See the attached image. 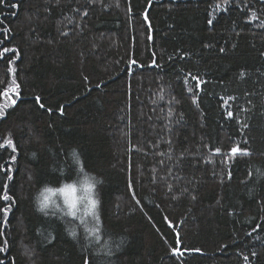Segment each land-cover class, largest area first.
Returning <instances> with one entry per match:
<instances>
[{"label":"trees","instance_id":"16d2710c","mask_svg":"<svg viewBox=\"0 0 264 264\" xmlns=\"http://www.w3.org/2000/svg\"><path fill=\"white\" fill-rule=\"evenodd\" d=\"M0 264H264V0H0Z\"/></svg>","mask_w":264,"mask_h":264},{"label":"rangeland","instance_id":"374dc122","mask_svg":"<svg viewBox=\"0 0 264 264\" xmlns=\"http://www.w3.org/2000/svg\"><path fill=\"white\" fill-rule=\"evenodd\" d=\"M43 207H61L70 214L81 217H95L96 196L94 185L90 180L67 185L59 190L47 191L41 196Z\"/></svg>","mask_w":264,"mask_h":264},{"label":"water","instance_id":"95a60500","mask_svg":"<svg viewBox=\"0 0 264 264\" xmlns=\"http://www.w3.org/2000/svg\"><path fill=\"white\" fill-rule=\"evenodd\" d=\"M233 154H241L242 152L239 150V148H236L234 150H232ZM179 248H181V246H179ZM198 253V251H178V254L180 255H185V254H195Z\"/></svg>","mask_w":264,"mask_h":264}]
</instances>
